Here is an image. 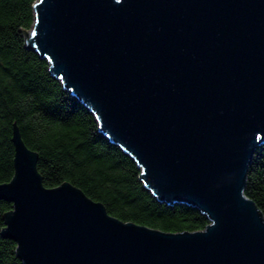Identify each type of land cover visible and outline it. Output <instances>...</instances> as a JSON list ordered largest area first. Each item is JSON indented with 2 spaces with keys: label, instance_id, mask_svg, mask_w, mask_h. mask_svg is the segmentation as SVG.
I'll return each instance as SVG.
<instances>
[{
  "label": "water",
  "instance_id": "1",
  "mask_svg": "<svg viewBox=\"0 0 264 264\" xmlns=\"http://www.w3.org/2000/svg\"><path fill=\"white\" fill-rule=\"evenodd\" d=\"M19 29L159 200L210 218L165 230L69 180L47 186L13 120L1 233L25 264H264V214L244 190L264 142V0H36Z\"/></svg>",
  "mask_w": 264,
  "mask_h": 264
},
{
  "label": "trees",
  "instance_id": "2",
  "mask_svg": "<svg viewBox=\"0 0 264 264\" xmlns=\"http://www.w3.org/2000/svg\"><path fill=\"white\" fill-rule=\"evenodd\" d=\"M36 0H0V182L14 174L13 120L39 153L47 186L69 180L124 220L165 230L203 228L206 212L159 200L145 185L137 160L100 129L94 112L49 70V59L24 43L19 27L35 21ZM245 192L264 214V142L249 164ZM12 201L0 197V264H25L17 241L1 233Z\"/></svg>",
  "mask_w": 264,
  "mask_h": 264
},
{
  "label": "rangeland",
  "instance_id": "3",
  "mask_svg": "<svg viewBox=\"0 0 264 264\" xmlns=\"http://www.w3.org/2000/svg\"><path fill=\"white\" fill-rule=\"evenodd\" d=\"M28 31H31L32 30V27L31 28H29V29H27Z\"/></svg>",
  "mask_w": 264,
  "mask_h": 264
}]
</instances>
